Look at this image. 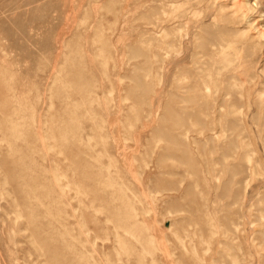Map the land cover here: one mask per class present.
Masks as SVG:
<instances>
[{"label":"rangeland","instance_id":"1","mask_svg":"<svg viewBox=\"0 0 264 264\" xmlns=\"http://www.w3.org/2000/svg\"><path fill=\"white\" fill-rule=\"evenodd\" d=\"M0 264H264V0H0Z\"/></svg>","mask_w":264,"mask_h":264}]
</instances>
